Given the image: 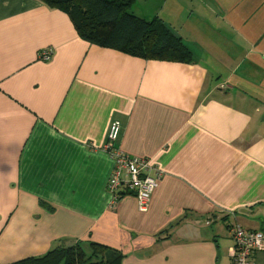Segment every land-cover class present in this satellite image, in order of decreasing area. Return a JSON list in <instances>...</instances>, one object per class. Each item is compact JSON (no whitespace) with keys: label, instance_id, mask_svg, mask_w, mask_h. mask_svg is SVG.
I'll return each mask as SVG.
<instances>
[{"label":"crops","instance_id":"1","mask_svg":"<svg viewBox=\"0 0 264 264\" xmlns=\"http://www.w3.org/2000/svg\"><path fill=\"white\" fill-rule=\"evenodd\" d=\"M168 1L130 9L177 28L191 62L101 47L58 8L0 0V264L93 242L120 264H231L233 226L264 232V0H175L165 17ZM112 120L115 146L162 171L144 211L130 192L110 208Z\"/></svg>","mask_w":264,"mask_h":264},{"label":"trees","instance_id":"2","mask_svg":"<svg viewBox=\"0 0 264 264\" xmlns=\"http://www.w3.org/2000/svg\"><path fill=\"white\" fill-rule=\"evenodd\" d=\"M66 12L78 34L92 44L141 58L193 61L180 35L160 17L144 19L131 11L135 0H40ZM92 251L79 246L56 247L41 257L10 264H120V256L106 259L108 247L93 242Z\"/></svg>","mask_w":264,"mask_h":264},{"label":"built area","instance_id":"3","mask_svg":"<svg viewBox=\"0 0 264 264\" xmlns=\"http://www.w3.org/2000/svg\"><path fill=\"white\" fill-rule=\"evenodd\" d=\"M52 48L39 52V58L49 60ZM121 123L112 120L104 149L114 161V168L109 176L107 190L111 194L110 208H115L122 194L135 195L140 210H146L152 193L158 185L162 171L147 158L131 156L115 146L121 133ZM152 171L154 175H152ZM233 246L230 248L231 264H254L253 254L264 250V232L249 230L238 224L230 230Z\"/></svg>","mask_w":264,"mask_h":264},{"label":"rangeland","instance_id":"4","mask_svg":"<svg viewBox=\"0 0 264 264\" xmlns=\"http://www.w3.org/2000/svg\"><path fill=\"white\" fill-rule=\"evenodd\" d=\"M138 5L137 6H140V5H143V6H147L145 7L144 9L146 8H149V7H157L158 6V0H135ZM175 0H169L168 3H167V6L165 8V12H161L163 13V16L165 15V17L167 15H169V12H171V8L173 7L172 6V3L174 2ZM181 3H182V12L187 8V10H190L191 9V6L193 4L197 5V6H200L199 4L201 0H179ZM156 9V8H155ZM148 11L145 10V13H147ZM198 13H200V16H202L203 18H206L208 17L210 19V16L207 12H202V11H197ZM185 15H186V12H185ZM185 19V16L183 17ZM212 19H214L213 16H211ZM215 23L217 22H212V24L215 26ZM175 31H177V28H173ZM178 32V31H177Z\"/></svg>","mask_w":264,"mask_h":264}]
</instances>
